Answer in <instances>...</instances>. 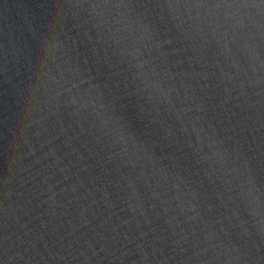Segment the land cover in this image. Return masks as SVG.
<instances>
[{
    "label": "water",
    "instance_id": "1",
    "mask_svg": "<svg viewBox=\"0 0 264 264\" xmlns=\"http://www.w3.org/2000/svg\"><path fill=\"white\" fill-rule=\"evenodd\" d=\"M0 264H264V0H0Z\"/></svg>",
    "mask_w": 264,
    "mask_h": 264
}]
</instances>
